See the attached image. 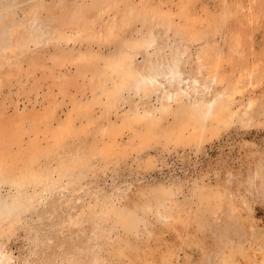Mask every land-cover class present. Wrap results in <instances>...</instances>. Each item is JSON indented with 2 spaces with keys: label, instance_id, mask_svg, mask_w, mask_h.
Listing matches in <instances>:
<instances>
[{
  "label": "rangeland",
  "instance_id": "obj_1",
  "mask_svg": "<svg viewBox=\"0 0 264 264\" xmlns=\"http://www.w3.org/2000/svg\"><path fill=\"white\" fill-rule=\"evenodd\" d=\"M0 264H264V0H0Z\"/></svg>",
  "mask_w": 264,
  "mask_h": 264
},
{
  "label": "bare ground",
  "instance_id": "obj_2",
  "mask_svg": "<svg viewBox=\"0 0 264 264\" xmlns=\"http://www.w3.org/2000/svg\"><path fill=\"white\" fill-rule=\"evenodd\" d=\"M125 70H124V72H125ZM182 73H183V71L181 70L179 63L177 65L172 66V68H170L169 70L168 69H166V70H161V69L150 70L146 74H143V75L139 74V77H136V83L138 84L137 89H139V85L141 83H146L149 85V84H153L154 82H156V80H160V78H158L159 76L163 80L162 83L164 82L162 84L163 87L165 89H168V86L165 83H167L168 81H171L172 76H181ZM183 82H184V77H178V85L180 84V86H181L182 85L181 83H183ZM180 88H182V87H180ZM173 93H174L173 91H170V94H168L169 96H167V97L168 98H174V95L172 96ZM216 106H218V103H216V104L210 103L209 107L207 108V111L209 112L212 109L211 113L210 114H203V115L208 116V118H215V113H213V110L215 109ZM199 118H200V116H199Z\"/></svg>",
  "mask_w": 264,
  "mask_h": 264
}]
</instances>
